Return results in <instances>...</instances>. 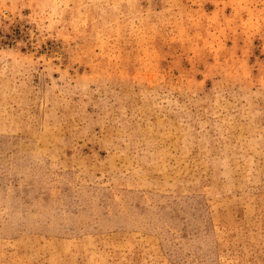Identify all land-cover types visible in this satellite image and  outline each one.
Instances as JSON below:
<instances>
[{
	"label": "rangeland",
	"instance_id": "1",
	"mask_svg": "<svg viewBox=\"0 0 264 264\" xmlns=\"http://www.w3.org/2000/svg\"><path fill=\"white\" fill-rule=\"evenodd\" d=\"M0 264H264V0H0Z\"/></svg>",
	"mask_w": 264,
	"mask_h": 264
}]
</instances>
